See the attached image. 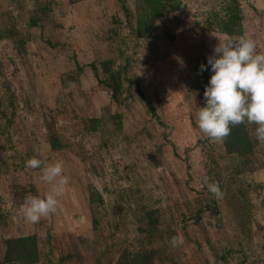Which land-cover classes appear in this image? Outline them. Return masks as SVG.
Returning <instances> with one entry per match:
<instances>
[{
	"label": "rangeland",
	"instance_id": "1",
	"mask_svg": "<svg viewBox=\"0 0 264 264\" xmlns=\"http://www.w3.org/2000/svg\"><path fill=\"white\" fill-rule=\"evenodd\" d=\"M148 3L0 0V264H264L257 125L240 155L196 119L198 62L226 37L264 53V0ZM33 156L69 177L36 223L23 200L51 186Z\"/></svg>",
	"mask_w": 264,
	"mask_h": 264
},
{
	"label": "clouds",
	"instance_id": "2",
	"mask_svg": "<svg viewBox=\"0 0 264 264\" xmlns=\"http://www.w3.org/2000/svg\"><path fill=\"white\" fill-rule=\"evenodd\" d=\"M210 66V68H209ZM211 71L203 93L204 106L196 114L199 130L211 141L227 137L233 126L245 123L257 125L255 134L264 141V53L257 52L256 42L251 37H226L218 40L213 54L207 57V64H201L199 71ZM26 168L40 169V180L51 186L43 197L28 194L21 209L25 219L36 223L41 218L54 214L69 183L60 161L45 163L33 156L25 162ZM208 191L215 197L223 195L219 183L212 181ZM172 247L184 244L181 234L172 236Z\"/></svg>",
	"mask_w": 264,
	"mask_h": 264
},
{
	"label": "trees",
	"instance_id": "3",
	"mask_svg": "<svg viewBox=\"0 0 264 264\" xmlns=\"http://www.w3.org/2000/svg\"><path fill=\"white\" fill-rule=\"evenodd\" d=\"M155 1L159 4L160 0H155ZM148 2H149L148 4H150L151 0H148ZM152 9L155 11V8H152ZM237 19L238 18L236 16H234V17H232L231 22H234ZM225 28H227V27H225ZM202 63L205 65L207 64L206 61L200 60L196 66V73L198 74V76L201 79L202 87H203V91H204L205 86L208 84V82L210 80V76L212 73L210 70H207V69L201 73L199 71V66ZM209 68H210V66H209ZM117 86H119V85H117V82H113V85L110 88L114 90V88H116ZM149 110H150L151 114H153V115L155 114V111L151 106H149ZM244 126H245L244 123L240 124L238 126H233L231 128L230 134L227 137L222 139V143L225 146L227 153L242 155V153L250 151V149H251L250 144L251 143H250L249 139L247 138L246 132L244 130L245 129ZM22 240L23 239H21V242H23ZM9 244L10 243H8V245ZM10 249L12 250L13 253L16 252V250L12 249L11 247L7 248V250L5 252L4 260H3L5 263L9 262L12 258V255H10V254H12Z\"/></svg>",
	"mask_w": 264,
	"mask_h": 264
}]
</instances>
